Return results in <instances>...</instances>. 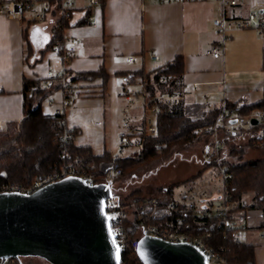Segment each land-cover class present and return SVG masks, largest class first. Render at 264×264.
I'll return each instance as SVG.
<instances>
[{
    "label": "crops",
    "instance_id": "1",
    "mask_svg": "<svg viewBox=\"0 0 264 264\" xmlns=\"http://www.w3.org/2000/svg\"><path fill=\"white\" fill-rule=\"evenodd\" d=\"M72 1L73 9L67 20L61 18L60 7L55 0L37 1L21 19H10L0 14V129L8 122H18L23 118V81L43 80L49 71L63 76L65 86L69 81L66 75L95 73L103 69L109 77L104 91L100 79L72 83L69 86L71 97L65 106L62 104L63 89L52 91L41 103L42 113L47 116L62 110L65 127L76 131L74 143L90 147L95 155H101L106 148L77 140L92 116L100 114L104 120V98L114 80L120 89L127 90L136 83L141 87V78L137 77L130 78L129 85L123 84L121 77L125 76L124 72L143 70L147 73L170 63L174 57H181L183 75L178 87L181 100L178 103L184 106L202 104L211 110L225 102L253 104L261 99L264 37L256 29L241 28L227 32L222 41V36L213 26V20L222 14L234 20L247 18L252 9L245 10L240 6L242 0L236 6H224L220 0L169 3L98 0L97 7L89 6L87 0ZM261 8L259 18L264 19V7ZM89 16L92 19L88 21L86 18ZM58 20L65 21L66 26L59 25ZM57 27L61 30V37L56 40L64 48L73 49L71 59L65 63L52 50ZM217 45L220 48L218 58L206 54ZM129 56L135 61L125 62ZM143 89L138 94L142 95V100H148ZM154 90L156 97L161 94L158 89ZM154 116L156 118V114ZM98 123L103 124L97 121L96 126ZM91 127L93 125L89 129ZM209 148V144L205 146V153ZM219 195L205 202L216 204ZM181 199L186 200L184 195ZM243 215L245 219L246 215ZM261 249L259 261L256 253L257 264L264 262L263 246Z\"/></svg>",
    "mask_w": 264,
    "mask_h": 264
},
{
    "label": "trees",
    "instance_id": "2",
    "mask_svg": "<svg viewBox=\"0 0 264 264\" xmlns=\"http://www.w3.org/2000/svg\"><path fill=\"white\" fill-rule=\"evenodd\" d=\"M261 20H264L260 18ZM59 25L66 26V22L58 20ZM56 28L54 41L60 38L61 30ZM261 58L264 66V48L262 49ZM183 72V60L181 57H174L170 63L157 67L147 74L154 75V84L160 75H165L171 80L168 85H157L147 87L148 104L158 107L156 113V132L155 137H145L144 149L138 156L117 159L112 157L108 151L102 152L101 155H95L90 147L77 146L74 143L76 131L69 130L61 124L62 115L47 116L42 113L41 103L51 94L52 91L63 89L61 76L57 77L56 82L50 89L43 87V80L25 79L22 83L21 94H23V118L20 121L8 122L0 129V184L11 183L16 186H27L35 179L53 173L63 164H81L82 172L90 175L89 180L94 184H102L111 170L117 172V177L131 175V173L142 169L145 165L169 156L176 149L187 150L196 146L198 142L208 141L209 135H213L210 128L214 125L219 116H223L222 123L225 122V114H232L243 117L251 111L259 110L263 114V119L258 125H253L243 133L247 137L244 145L238 147L230 145L228 153H221L222 147L219 148L218 159L221 161L220 168L223 167L229 178L225 180L224 191L229 195L230 201L233 202L231 215L243 219L246 207L256 210L261 214L259 223L255 226L258 230L263 231V248H264V158L258 160H247L242 162L241 155L244 147L258 148L263 150L264 146L260 144L264 141V89L262 97L257 103L249 104L247 102H225L220 107H215L210 111H204L202 104H189L184 106L183 103L177 105L160 104L155 92L158 89L162 96L172 93H178L179 82ZM130 78H142L143 70L135 73H122ZM146 74V75H147ZM69 81L66 88L72 83L101 80L102 89L108 82L109 77L100 69L92 73L66 75ZM148 86V85H146ZM204 128L201 134L196 130ZM221 128H219L220 130ZM223 129V128H222ZM221 129V130H222ZM218 130V131H219ZM66 132L70 140L64 141L62 133ZM215 133L216 138L222 146L227 145L235 139L236 133ZM207 135V137H206ZM219 135V136H218ZM231 159V160H228ZM218 161V160H217ZM213 162V161H212ZM215 162V161H214ZM219 162V161H218ZM214 163H206V167ZM114 183V182H113ZM113 183L109 184L112 189ZM162 189V188H161ZM161 193L168 192V189L160 190ZM137 194V195H136ZM139 191L132 192L126 201H117L120 204H134L131 219L124 222L125 232L130 237H137L138 231L144 230L147 225L157 227L158 229L170 227L171 230H178L187 234L204 236L205 233H211L213 236L214 246L227 245L230 248L228 264H257L256 245L249 242H240L239 244H230L222 236L221 223L216 217L204 219L190 217L183 219V222L176 225V216L164 214L162 211H156L150 214L151 210H140L139 206L143 205L145 198L138 195ZM246 194H252L251 203L247 206L243 203ZM111 197L113 193L111 192ZM160 204L173 203L166 197L153 199ZM143 237V236H142ZM122 264H142L137 255L131 249L121 254ZM264 264V262H263Z\"/></svg>",
    "mask_w": 264,
    "mask_h": 264
},
{
    "label": "built area",
    "instance_id": "3",
    "mask_svg": "<svg viewBox=\"0 0 264 264\" xmlns=\"http://www.w3.org/2000/svg\"><path fill=\"white\" fill-rule=\"evenodd\" d=\"M37 1L41 0H7L5 2H0V14L4 15L10 19H21L22 16L29 10L33 9L34 4ZM46 1V0H45ZM154 1V0H153ZM161 3H169V2H183V0H155ZM56 4L59 5L60 9V16L62 19H69L71 16V10L73 9L72 0H55ZM88 5L91 7H97L98 0H87ZM224 6H236L239 5V0H220ZM92 18L89 16L86 20H91ZM213 26L217 29L218 33L222 36V41L225 40V36L227 32L235 30H240L241 28H252L256 29L257 32L264 37V20L259 18L257 13L251 12L248 14V17L245 19L234 20L227 18L223 14L220 18L213 20ZM71 42H74V39H71ZM56 54L59 55L61 61L65 63L66 61L70 60L73 55L72 48H64L60 41L56 40L53 44L52 49ZM207 55H210L212 58H218L220 54L219 45L211 47L207 52ZM152 60L155 59L153 55H149ZM135 58L129 56L125 62L131 63L134 62ZM60 74L54 75L51 71L45 74L43 86L45 89H50L52 87V82L54 79H57ZM63 90L64 93V101L63 106L67 105L68 100L71 97V91L69 88L65 87L66 79L61 76ZM170 78L165 75H160L157 78V82L155 86L159 85H168L170 82ZM130 76H123L121 77V82L125 85H129ZM145 91V90H144ZM126 97L129 98L128 90L125 92ZM157 100L160 104L167 103L168 105H177L180 101V94L179 93H172L171 95H164L161 94L157 95ZM143 109L150 111L152 114H156L158 111V107L155 105L148 104V100H143ZM63 111L59 110L56 115H62ZM253 118L255 117L258 123L263 119V114L259 110L254 112ZM226 120L225 125L222 123L223 116H219L215 121L214 125L207 130H210L214 133L213 139V147L209 148L208 151L205 153V159L207 162L212 160H218L217 157L219 155V148L221 144L218 140H216V131L219 128H223L226 130L228 134L236 133L238 128L244 127H251L253 125L250 124V118L244 119V121H240L239 117L233 115L231 112L225 114ZM231 119H237L236 122L230 123ZM62 125H65V121L60 120ZM122 128L124 129L120 132V135L117 140V154L120 158H129L133 156H138L142 150L144 149L143 144L145 137H155L157 135L155 123L152 124V119L143 116V123L138 126V128H134L133 126H129L126 121L123 122ZM62 138L64 141L70 140V136L64 131L62 134ZM83 166L81 164L74 163L67 165L63 164L60 165L59 169L54 171L51 174H48L41 179H35L27 186H16L11 183H4L0 184V193H22V194H33V192L40 190L47 185L54 184L60 182L66 178H75L79 177L87 184H94L91 183L89 180L91 179L90 175H85L82 172ZM219 173L222 175L223 181L225 182L226 179L229 178V175L223 168L219 169ZM117 172L111 170L106 180L103 182L104 184H111L116 180ZM102 183V184H103ZM105 205V212L106 216L109 219L111 233L114 239L115 246L119 249L121 254L128 249H131L136 253L137 244L139 239L142 236H151L158 238L160 240L166 241L168 243L176 244V243H185L189 245L195 246L206 258V264H228L229 262V254L230 248L227 245H219L214 246L212 240L213 236L211 233H205L204 236H196L192 234H187L178 230H171L170 227L172 226V222H169L170 227L158 229L157 227L147 225L146 228L142 231H138L137 237H130L127 232H125L124 222L130 219V213L133 212L134 204H127L123 205L120 204L114 197H109L104 201ZM233 207V202L230 201L229 195L223 191L218 199L216 204H209L206 202H183V201H175L170 204H160L156 200L147 199L140 205V210H151L149 213H155L156 211H162L164 214L167 215H177L176 216V225H179L183 222V219H188L190 217L193 218H209V217H216L220 220L221 223V232L223 238L230 243L231 245L239 244L241 242V230L242 227L236 225L234 221L233 215H231V210ZM132 215V214H131ZM22 257L20 258H13L8 257L6 259H0V264H23ZM122 264V261H121Z\"/></svg>",
    "mask_w": 264,
    "mask_h": 264
},
{
    "label": "water",
    "instance_id": "4",
    "mask_svg": "<svg viewBox=\"0 0 264 264\" xmlns=\"http://www.w3.org/2000/svg\"><path fill=\"white\" fill-rule=\"evenodd\" d=\"M237 119H231L234 123ZM251 125L258 121L250 119ZM109 184L79 177L33 194L0 193V259L39 258L47 264H121L106 216ZM136 255L142 264H206L193 245L143 236Z\"/></svg>",
    "mask_w": 264,
    "mask_h": 264
},
{
    "label": "rangeland",
    "instance_id": "5",
    "mask_svg": "<svg viewBox=\"0 0 264 264\" xmlns=\"http://www.w3.org/2000/svg\"><path fill=\"white\" fill-rule=\"evenodd\" d=\"M243 2L240 6L246 10L252 9L251 12H256L258 15L259 10H262L261 7H264V0H242ZM251 29V28H250ZM247 30V29H245ZM144 73L141 78L142 84L141 87L135 85H130L127 89L129 92V98L126 99L125 92L126 89H120L116 85V80L112 82L111 88L107 89L104 98L105 105V114L104 120L100 117V114H96L92 116L86 122L88 123L86 128H82V136L78 138V142L88 144V142H92L96 146L99 145L100 148H106L112 157H117V140L124 129L122 128V124L124 121L128 123V125H134V128H138L140 122L143 121V114L145 116L152 119V124L156 122V118L154 114H152L147 109L144 110L142 107V95L140 89L144 88L145 94H147V87L154 86V75ZM148 85V86H146ZM148 94L146 95V97ZM181 101V100H180ZM204 111H210L209 109H205ZM256 111H251L248 114L239 117L240 121H244L246 118H250L253 113ZM254 119H256L254 117ZM102 121V126H96V122ZM261 122V121H260ZM93 125L89 129V127ZM137 125V126H136ZM225 125V122H224ZM258 125V124H257ZM208 129V128H206ZM222 129V128H221ZM222 131L226 134V130L222 129ZM249 128H238L236 130L235 139L231 140L227 145H224L221 149V153L227 154L228 148L230 145H234L238 147L239 145H244L247 139L246 133H243L245 130ZM204 131V128L196 130L197 134H201ZM210 132V130H208ZM218 131V132H219ZM217 133V132H216ZM219 136V135H218ZM207 137V135H206ZM213 139L214 134L209 135L208 141L198 142L196 146L190 147L187 150L184 149H176L169 156L159 160V162L149 163L145 165L142 169H139L131 175L117 177L114 180L112 185L111 192L113 193V197L115 199H121V201H126L128 196L132 194V192L139 191L140 196L144 197L146 200L153 199H161L162 197H166L169 201H182L181 196L184 195L186 200L184 202H205L209 198H217L218 193L221 194L224 191V179L222 175L219 173L220 160L211 161L214 165H210L206 167V163H209L205 159V146L210 145L213 147ZM217 140V138H216ZM220 142V141H219ZM262 146V143L260 144ZM244 152L241 155V161L245 162L247 160H258L259 158H264V149L250 148L244 147ZM220 152V151H219ZM225 155V154H224ZM228 160H231L228 158ZM223 168V167H222ZM168 189V192L161 193L160 190ZM137 195V194H136ZM252 194H246L243 198V203L245 205H249L251 203ZM180 199V200H179ZM126 205L128 203H125ZM130 213V219H131ZM245 219H239L238 217H234V221L236 225L242 227L244 229L241 230V242H249L255 244L256 253L258 255L259 261V252L262 250L263 246V231L258 230L255 226L259 223L261 219V214H259L256 210L250 209L246 207L245 210ZM247 233V235H246ZM23 264H47L43 260L39 258H21ZM50 264V263H49Z\"/></svg>",
    "mask_w": 264,
    "mask_h": 264
}]
</instances>
